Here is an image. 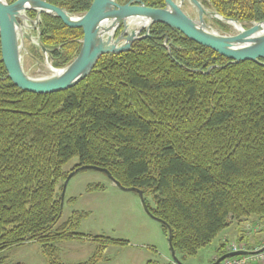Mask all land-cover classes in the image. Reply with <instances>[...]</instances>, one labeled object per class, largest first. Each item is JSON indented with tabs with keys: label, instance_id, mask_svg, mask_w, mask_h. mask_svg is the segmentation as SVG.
Here are the masks:
<instances>
[{
	"label": "trees",
	"instance_id": "16d2710c",
	"mask_svg": "<svg viewBox=\"0 0 264 264\" xmlns=\"http://www.w3.org/2000/svg\"><path fill=\"white\" fill-rule=\"evenodd\" d=\"M44 1L81 15L93 0ZM140 1L164 8L163 0ZM199 1L245 27L264 21V0ZM39 32L53 68L77 56L81 29L41 15ZM149 35L128 52L101 56L83 81L50 95L16 88L0 54V253L36 243L46 264H62L56 244L92 241L96 250L78 264H98L108 246L128 244L80 234L87 213L58 225L59 185L82 166L142 192L167 238L171 231L177 258L196 256L232 222L264 220V66L228 64L162 24Z\"/></svg>",
	"mask_w": 264,
	"mask_h": 264
},
{
	"label": "water",
	"instance_id": "95a60500",
	"mask_svg": "<svg viewBox=\"0 0 264 264\" xmlns=\"http://www.w3.org/2000/svg\"><path fill=\"white\" fill-rule=\"evenodd\" d=\"M164 8L147 7L140 0H131L120 5L116 0H93L89 9L81 15H73L62 8L50 5L44 0H15L8 4L0 0V54L6 77L19 90L36 95H50L73 88L83 81L94 69L97 61L104 55H118L128 52L134 42L150 38L149 29L154 24H162L179 32L195 44L208 48L229 60L228 64L250 61L264 66V21L242 28L235 20L220 16L205 7L199 0H163ZM186 2L196 13V19L186 15L182 6ZM35 13V19L27 16ZM41 15L58 18L66 27L81 29L83 37L77 56L65 67L54 70L45 78H32L22 67V53L26 51L25 42L43 54H48L40 42ZM206 19L228 26L239 25L234 35H220L210 30ZM144 21L146 26L138 31L131 30L129 23ZM121 32L118 34V31ZM145 33L140 35L141 31ZM35 31L36 36L33 35ZM142 31V32H143ZM166 41V40H165ZM170 55V50L168 48ZM216 66L210 67L207 72ZM93 167H78L64 180L61 191V207L64 190L69 180L79 171L94 170ZM119 189L136 192L144 211L151 217L142 192L124 189L107 171H102ZM170 255L180 264L171 245V231L167 238ZM264 251V247L253 254ZM248 252H232L219 257L212 264L223 260L248 255Z\"/></svg>",
	"mask_w": 264,
	"mask_h": 264
},
{
	"label": "rangeland",
	"instance_id": "374dc122",
	"mask_svg": "<svg viewBox=\"0 0 264 264\" xmlns=\"http://www.w3.org/2000/svg\"><path fill=\"white\" fill-rule=\"evenodd\" d=\"M182 10L190 18L196 19L195 11L186 2L183 3ZM206 24L210 30L220 35L236 34V30L229 25L226 26L229 30L223 31L213 20L206 19ZM241 27L245 29L250 26L245 27L241 24ZM142 31L140 35L145 33ZM120 32L121 29L118 34ZM33 35L36 36L35 31ZM25 49L21 61L23 70L28 76L45 78L57 70L52 67L48 54L41 53L27 42H25ZM77 163V159L71 160L64 170H71ZM61 185L63 187L64 182L60 183L59 188ZM95 186H101L102 189L92 188ZM70 199H74V202L71 203ZM148 203L153 207L151 199H148ZM72 212L88 214L80 225L78 231L80 234L91 237L104 236L128 243L108 246L98 264H176L170 255L167 237L161 224L144 211L137 193L117 188L104 173L97 170H83L69 180L64 190L62 217L58 225L66 221ZM251 220L241 225L232 222L196 256L176 258L180 264H212L222 256L220 255L222 252L228 253L233 245H244V252L257 251L263 244L264 235L256 233L255 230L264 223V220L261 224H259L260 220L255 221V224L250 223ZM238 239L242 240L237 241ZM56 247L58 252L55 259L58 262L77 264L92 256L97 242L73 241L58 243ZM2 258L4 261L0 264H46L42 249L36 243H28L4 251L0 253V259ZM251 264L264 263L253 262Z\"/></svg>",
	"mask_w": 264,
	"mask_h": 264
},
{
	"label": "built area",
	"instance_id": "2783aa9c",
	"mask_svg": "<svg viewBox=\"0 0 264 264\" xmlns=\"http://www.w3.org/2000/svg\"><path fill=\"white\" fill-rule=\"evenodd\" d=\"M255 231L256 233H261L264 235V223L259 225ZM262 242L263 244L260 248L264 246V239H262ZM239 251H242V252L245 251V246L242 244L233 245L232 247L229 248L228 253L239 252ZM253 262L264 263V251L260 252L259 254H250L246 256L228 258L222 261L220 264H251Z\"/></svg>",
	"mask_w": 264,
	"mask_h": 264
},
{
	"label": "bare ground",
	"instance_id": "6f19581e",
	"mask_svg": "<svg viewBox=\"0 0 264 264\" xmlns=\"http://www.w3.org/2000/svg\"><path fill=\"white\" fill-rule=\"evenodd\" d=\"M228 25L231 26L232 28H234L235 30H239V28H241L239 25H235L232 23H228ZM145 26H146V23L144 21H139V20L129 23V28L131 30H134V31H138L139 29H143V27H145Z\"/></svg>",
	"mask_w": 264,
	"mask_h": 264
},
{
	"label": "crops",
	"instance_id": "0c3cea01",
	"mask_svg": "<svg viewBox=\"0 0 264 264\" xmlns=\"http://www.w3.org/2000/svg\"><path fill=\"white\" fill-rule=\"evenodd\" d=\"M255 221H257V222H258L259 220H257V219H256V220H251V221H250V223H253V224H255V223H256ZM242 238H245V237H244V236H242ZM240 240H242V239H238L237 241H240ZM214 259H215V258H214ZM214 259H213V260H214ZM211 260H212V259H211ZM209 262H210V261H209ZM77 264H78V263H77Z\"/></svg>",
	"mask_w": 264,
	"mask_h": 264
},
{
	"label": "flooded vegetation",
	"instance_id": "af4514ba",
	"mask_svg": "<svg viewBox=\"0 0 264 264\" xmlns=\"http://www.w3.org/2000/svg\"><path fill=\"white\" fill-rule=\"evenodd\" d=\"M129 1H131V0H128L126 3H128ZM37 55H39V54H37ZM34 56H36V55H34ZM35 60H36V58L35 57H33Z\"/></svg>",
	"mask_w": 264,
	"mask_h": 264
}]
</instances>
